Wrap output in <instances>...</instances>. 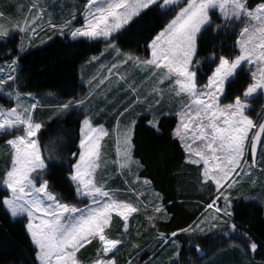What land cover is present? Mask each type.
<instances>
[{
  "label": "snow or ice",
  "instance_id": "snow-or-ice-1",
  "mask_svg": "<svg viewBox=\"0 0 264 264\" xmlns=\"http://www.w3.org/2000/svg\"><path fill=\"white\" fill-rule=\"evenodd\" d=\"M156 10L162 15L171 13V18L145 44V56L124 52L113 42L123 38L133 22L139 23ZM48 14L41 0H32L22 19L10 21L11 27L0 23V40L6 41L15 32L34 35L45 22L63 33L77 18L74 10L71 19L57 24L50 16L45 21ZM79 15L82 23L68 29L71 37L90 41L102 39L116 59L107 66L106 76L94 77L95 84L89 81L85 97L58 104L55 115H66L86 107L94 97L106 91L123 89L127 101L117 114V126L120 118L130 111H135V115L119 133L115 163L122 170L127 169L126 174H133L131 166H141L132 155L136 117L150 115L149 126L159 131L161 118L173 115L159 111L164 102L178 103L174 113L178 123L173 137L184 149L186 162L202 166V183L215 185L216 194L205 205L197 222L181 228L179 233L173 231L170 237L158 233L157 239L164 245L170 242L175 245V238L181 233L191 236L213 231L234 238L237 225L233 219L232 192L244 177L253 175L252 169L258 165V147L264 149V122L256 124L246 114L252 103L264 96V0L254 7L250 0H86ZM213 27L218 32L234 30L236 38L232 52L218 57L213 55L210 74L201 83L198 79V40L204 31ZM25 50L21 42L19 52ZM18 60L19 56L7 69H0L3 73L0 93H6L13 102L7 108L0 105V135L11 137L6 139L11 148L10 164L0 177V207L14 219L26 218V232L38 264H85L78 253L93 242H97L95 256L88 264H117L116 254L126 242L134 250L141 247L127 237L130 220L141 211L140 197L144 193L132 189L139 203L122 200L115 194L118 189L110 188L106 180L98 178L103 159L102 141L109 133L103 125L95 124L90 115H84L81 121L77 151L72 153L71 167L65 177L84 206L66 203L52 191L54 174L48 161L56 157L50 146L48 157L43 154L38 134L44 124L35 118L38 103L33 99L25 104L18 89L13 94L5 87L17 80ZM127 65L141 70L144 75L139 80L133 79L127 72ZM246 69L250 80L242 94H235L231 102L224 103L221 98L226 95V86ZM254 128L257 130L250 137ZM260 170L264 171V167ZM138 181L137 177L132 183ZM235 198L240 199L239 196ZM114 216L123 221L121 238L111 233ZM145 219L151 228L157 229L156 221L169 217L165 207L157 203L152 205ZM241 235L244 236L242 250L254 256L259 245L247 234ZM194 250L202 251L199 245ZM139 254L135 252L136 256ZM127 264H135V256ZM145 264H152L151 258ZM168 264H182L179 250L172 254ZM250 264H255L254 259H250Z\"/></svg>",
  "mask_w": 264,
  "mask_h": 264
},
{
  "label": "trees",
  "instance_id": "trees-1",
  "mask_svg": "<svg viewBox=\"0 0 264 264\" xmlns=\"http://www.w3.org/2000/svg\"><path fill=\"white\" fill-rule=\"evenodd\" d=\"M260 0H250L254 7ZM171 13L162 15L160 10L151 12L139 23L133 22L123 38L115 40L123 51L145 56V44L158 33ZM215 19V17H213ZM234 30L216 31L215 27L202 33L198 40L197 56L200 59L198 79L205 82L210 74L213 55L228 54L233 51L235 41ZM17 37L6 42L0 41V64L11 62L17 56V81L22 93H52L62 100L79 99L85 94L80 83L79 69L93 56L99 55L106 42H89L86 40H70L68 37H56L51 43L21 54L18 52ZM246 70L241 72L226 86L224 102H231L235 94H242L250 76ZM84 118L82 114L70 113L44 125L39 135L45 158L51 147L54 160H49L53 172L52 191L62 195L69 201L73 191L65 179L71 167L72 153L77 151L80 137L79 128ZM149 117L142 116L137 120L134 130L133 157L139 162V176L150 181L154 191L160 196L169 219L160 222L158 228L170 236L173 231L180 232L201 216L205 205L214 197L215 188L211 184H202L201 167L186 162V153L180 142L173 137L177 118L164 116L161 118L159 131L148 124ZM113 126V125H111ZM52 141L55 146H52ZM62 146L61 147H59ZM0 177L2 172L0 170ZM247 190L254 198L260 196L258 187ZM257 189V190H256ZM254 193V194H253ZM245 192L240 194L244 195ZM251 201V202H250ZM239 199L233 204L234 221L237 231L233 233L237 247H230V242L220 235L187 237L181 233L177 239L182 241V264H203L206 259L194 250L199 245L205 256L210 259L204 264H264V204L261 201ZM23 219H13L3 207H0V264H38L35 260L34 248L26 232ZM247 234L259 245L254 256L243 249L241 241ZM228 238V237H227ZM189 246L191 249L188 250ZM193 246V247H192ZM209 250V251H207ZM217 251L216 253H214ZM150 257L144 253L140 260ZM144 261V262H145Z\"/></svg>",
  "mask_w": 264,
  "mask_h": 264
},
{
  "label": "rangeland",
  "instance_id": "rangeland-1",
  "mask_svg": "<svg viewBox=\"0 0 264 264\" xmlns=\"http://www.w3.org/2000/svg\"><path fill=\"white\" fill-rule=\"evenodd\" d=\"M31 3L32 0H0V23H3L11 27L10 21L22 19L24 14L28 12V8ZM41 3L43 7L49 10V14L46 15L45 21L50 16L51 20L54 23L57 24L63 23L65 20L72 18V12L74 10L77 12V18L73 20L72 24H70L68 28L64 30L63 33H61L60 29L58 28L52 29L48 27L46 22L43 24L42 29L40 27L37 28V32L34 35L32 34L25 35L15 32L8 39H11L12 37L13 38L17 37L16 41H18V52L21 42L23 43L26 50L23 53L19 52L20 55L41 48L51 43L56 37H60V38L68 37L70 38V40L90 41L84 38L73 39L68 30L73 27H79L81 25L82 16L79 15V10L83 8L84 4L86 3V0H41ZM0 41L6 42L4 40H0ZM98 41H103V40L101 39L90 42H98ZM113 42L116 43L115 41ZM114 59H116L115 53H112L111 50L108 49L106 42V45L104 46L102 52L99 55L89 59L85 63V65L80 68L81 69L80 83L85 88V94L82 97H85L88 94L90 87L89 85L90 80L93 81V84H95V80L93 79L94 77L96 79H99L101 76L107 75V66H109L114 61ZM10 63L11 62H5L0 64V69H7ZM102 65L104 67H102ZM125 67L127 68L128 74L131 75L132 78L135 80H139L144 75V73L141 70L133 67L132 65H127ZM96 70H99V72H101L99 77H98V72H96ZM91 73L92 76H90ZM0 75H3V73H0ZM15 75L17 77V72L15 73ZM5 87L9 91H12L13 94H15V91L17 89L19 90L17 80L14 82L10 81L9 85H6ZM148 87H151V85H148ZM21 94L24 98L25 104L33 102V99L35 100V102L38 103V107L35 111V118L39 121H43L44 125L67 115L66 114V115L56 116L55 113L57 111L56 106L58 104L67 102L69 99L62 100L57 96H55L54 94L47 92H42L38 94L21 92ZM122 97H124L125 99L122 100L121 99ZM221 99L224 102L225 96L222 97ZM126 101H127V97L123 89H120L119 91H106L94 97L92 102L88 104L86 107L77 108L72 112L82 114L83 116L90 115L95 124L103 125L104 128L109 133V135L106 136L102 141L103 159L101 161V168L98 170V178L102 177L104 180H106L107 185L110 188L118 189L119 191L116 192L115 194L122 200H131L134 203H139V201L136 200V195L132 192V189H135L136 193H141V192L144 193V195L140 197V201L143 202L140 205L141 211L134 214L132 219L130 220L129 223L130 235L127 237L128 240L134 243H138L141 247L139 250H134L131 248L130 243L126 242L125 245L121 248V250L116 254L117 264H127V261L133 256H135V264H145L144 262L145 260H140V258L143 256L144 253L145 254L149 253L150 257L146 258V261H148L151 258L152 264H168L169 258L176 250H179L180 259H181L182 241L180 239H177L176 237L175 245L172 244L171 242L168 245H164L162 242H159L157 239L158 233H162V232L159 230V228L157 229L151 228L149 223L145 219V216L151 213L153 204H157V203L161 204L160 196L154 191L150 183L148 184L143 183L145 180L141 179L139 176V172L141 168L137 167L136 164H133L131 166V172L134 174L133 175V174H126L128 170L127 169L122 170L119 167V165L115 163L117 159L119 133L124 129V126L127 125L135 115V111H130L124 117L120 118L119 127L117 126V114L120 110H122L123 104ZM224 103H228V102H224ZM12 104L13 102L8 99L6 93H0V105L7 108V107H11ZM137 107L139 108L141 106H137ZM178 107H179L178 103L176 102L169 103L166 100L159 111L172 112L173 115L170 116H175L174 113ZM72 112H69L68 114ZM246 114H248L256 124L264 122V96H260L257 100H255ZM144 116H147L149 117V119H151L150 115H144ZM50 117L51 120L49 119ZM140 117L142 116L136 117L137 120ZM256 130L257 129L255 128L252 129L249 133V136L251 137L252 132ZM39 135L40 134H38V138ZM8 138L11 137L0 135V170L2 172V176L4 174L5 168L10 164L11 148L6 143V139ZM262 138H263L262 140H264V137ZM53 142H57V141L51 142L52 146H55ZM59 147L62 148V146L60 145ZM249 154L250 153L247 154V158L250 161L251 155L249 156ZM257 159H258V165L257 167L252 169L253 175L251 177H244L241 183L238 185V187L233 190L232 192L233 204L239 200L235 198L237 196H239L241 200L246 202H249L250 200H257V201H261L264 204V171L260 170L262 167H264V149L261 148L259 149ZM199 167H201L202 170V166ZM137 177L139 178V181L137 183H132V181L135 180ZM253 181H255V183H253ZM68 183L73 191V195H72L73 197L69 201L65 200L64 198V202L79 204V206L83 207L84 206L83 202H80L77 199L73 187L71 186L70 182ZM256 186L258 187V191H260L261 193L260 196H258L259 198H253L251 194H249V197H247L246 194L249 191L248 190L249 187L250 190H252L251 187H253L254 189V187ZM242 192H245L244 197L240 195L242 194ZM59 196L63 197L62 195ZM144 205H148V207L145 208ZM200 217L197 219V221L200 219ZM18 219H23L26 222V218L21 217V218H16L15 220ZM167 220L168 219L166 220L160 219L157 220L156 223L158 225L160 222H166ZM137 232H139V236L137 235ZM111 233L115 238H121V234L123 233V221H121L119 217H115V216L113 217ZM213 234L214 237L220 235L218 231L209 232L206 235H200V234H193L191 236L186 234L185 235L191 238L195 236L198 237L208 236V235L212 236ZM221 237L224 239L226 238L225 240L230 242V247H237L238 243L232 240L234 238H229V237L227 238L222 235ZM96 246H97V242H93V244L87 245L85 248L81 249V251L78 253V256L85 262V264H88V261L91 258H94ZM189 249H191V246H189L188 250ZM136 251H139L140 253L138 256L135 255ZM216 252L217 251H215L214 253ZM199 253H200V257L206 259V262L209 261L210 259L209 256H205L203 252H199ZM206 262L204 261V263Z\"/></svg>",
  "mask_w": 264,
  "mask_h": 264
},
{
  "label": "crops",
  "instance_id": "crops-1",
  "mask_svg": "<svg viewBox=\"0 0 264 264\" xmlns=\"http://www.w3.org/2000/svg\"><path fill=\"white\" fill-rule=\"evenodd\" d=\"M84 66V65H83ZM82 66V67H83ZM103 69V68H102ZM96 72H98V77H99V75L101 74V72H99V70H96ZM90 76H92V73H91V75ZM79 78H81V69L79 70ZM192 165H194V164H192ZM196 167H199V166H197V165H195ZM201 172H202V170H201ZM202 184H204V183H202ZM211 184V183H210ZM214 188H215V185H213V184H211ZM255 198V197H254ZM257 198H259V197H257ZM255 201V200H254ZM257 201V200H256Z\"/></svg>",
  "mask_w": 264,
  "mask_h": 264
},
{
  "label": "water",
  "instance_id": "water-1",
  "mask_svg": "<svg viewBox=\"0 0 264 264\" xmlns=\"http://www.w3.org/2000/svg\"><path fill=\"white\" fill-rule=\"evenodd\" d=\"M262 139H263V138H262ZM259 149H260V148L258 147V152H259Z\"/></svg>",
  "mask_w": 264,
  "mask_h": 264
}]
</instances>
